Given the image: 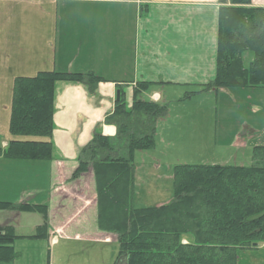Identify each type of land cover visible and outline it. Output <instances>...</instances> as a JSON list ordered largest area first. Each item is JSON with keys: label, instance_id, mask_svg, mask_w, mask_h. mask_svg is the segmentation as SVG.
Returning a JSON list of instances; mask_svg holds the SVG:
<instances>
[{"label": "crops", "instance_id": "obj_1", "mask_svg": "<svg viewBox=\"0 0 264 264\" xmlns=\"http://www.w3.org/2000/svg\"><path fill=\"white\" fill-rule=\"evenodd\" d=\"M221 7L219 0H0V108L6 113L8 126V137L1 140L3 147L12 141L32 140L9 133L16 79L60 72L93 73L104 80L94 94L83 85H56L52 161L1 157L0 203L46 206L49 214V205L42 203L44 195H56L70 185L74 195L83 198V208L96 206L93 174L75 181L71 178L78 168L79 153L95 134L109 138L117 134L105 119L114 112L118 91L124 92L126 103L131 105L137 85L149 84L141 93L142 99L168 104L171 111L182 105L188 114H193L190 109L203 112L200 102L231 96L236 90L187 99L215 78ZM251 7L264 9V0H251ZM247 90L255 93L264 88ZM252 109L254 113L260 110L253 105ZM160 123L164 122L158 123L156 138ZM171 143L167 141L168 147ZM227 146L239 152L251 146L253 165L256 149L264 148V117L261 128L254 124L242 131L239 128L230 143L216 145ZM235 159L238 161V154ZM148 168L144 162L143 171L135 172L136 202L140 194L136 175L143 179L142 174L149 175ZM84 185L93 191L92 198ZM70 199L66 193L60 200ZM23 213L0 211V220L20 221ZM183 241L192 243L190 237ZM237 264H264V244L257 250L240 252Z\"/></svg>", "mask_w": 264, "mask_h": 264}, {"label": "trees", "instance_id": "obj_2", "mask_svg": "<svg viewBox=\"0 0 264 264\" xmlns=\"http://www.w3.org/2000/svg\"><path fill=\"white\" fill-rule=\"evenodd\" d=\"M217 69L213 81L193 95L220 90L264 88V9L251 0H219ZM247 53L253 54L249 66ZM104 80L90 74L41 72L14 82L9 133L32 139L1 147L0 158L52 161L56 85H83L94 94ZM149 84L133 91L131 105L121 91L106 125L113 138L95 134L78 156L72 176L92 172L100 231L116 236L117 264H237L240 252L264 244V148L256 149L254 164L239 166L179 165L173 170V199L163 206H136L135 156L155 149L158 123L167 118L168 104L141 98ZM38 139V140H36ZM0 210L37 212L47 207L0 203ZM192 243L184 245V238ZM11 228H0V264L19 257Z\"/></svg>", "mask_w": 264, "mask_h": 264}, {"label": "rangeland", "instance_id": "obj_3", "mask_svg": "<svg viewBox=\"0 0 264 264\" xmlns=\"http://www.w3.org/2000/svg\"><path fill=\"white\" fill-rule=\"evenodd\" d=\"M252 60L253 54L247 53L246 67ZM231 94L200 102L203 112L190 109L193 114H188L182 105L169 110L167 118L162 120L164 123H160L156 150L143 153L146 154L144 157L138 153L135 160L136 172L142 170L144 162L149 167L146 170L149 175L142 174L143 179L136 175L140 188L136 206L168 204L173 198V170L176 166L252 165L251 146L239 152L234 146L222 148L216 145L230 143L239 128L242 131L250 124L258 128L263 126L264 90L255 93L247 89L236 90ZM252 105L260 110L254 113ZM1 108L0 139L5 140L8 126L6 113ZM210 108L213 111L209 112ZM168 140L172 141L169 147ZM237 154L238 161L235 159ZM72 188L67 185V189H59L56 195H44L42 203L49 205V214L43 238H38L41 235L39 227L45 221L40 213L24 212L20 221L0 220V225L11 228L13 236L17 237L12 247L19 257L10 264H117L119 247L116 237L99 230L96 206L83 208V198L74 195ZM84 190L88 196L91 193L89 198H92L93 191H87L85 185ZM66 193L71 199L64 202L60 199ZM64 206L66 210L62 209ZM60 226L62 229L58 231L56 228Z\"/></svg>", "mask_w": 264, "mask_h": 264}, {"label": "water", "instance_id": "obj_4", "mask_svg": "<svg viewBox=\"0 0 264 264\" xmlns=\"http://www.w3.org/2000/svg\"><path fill=\"white\" fill-rule=\"evenodd\" d=\"M117 101H120V92H117Z\"/></svg>", "mask_w": 264, "mask_h": 264}]
</instances>
